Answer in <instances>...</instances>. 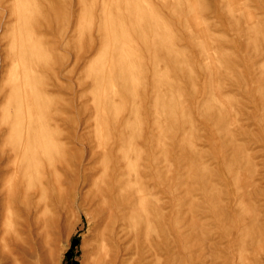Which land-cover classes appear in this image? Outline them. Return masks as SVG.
I'll list each match as a JSON object with an SVG mask.
<instances>
[{"label": "rangeland", "instance_id": "obj_1", "mask_svg": "<svg viewBox=\"0 0 264 264\" xmlns=\"http://www.w3.org/2000/svg\"><path fill=\"white\" fill-rule=\"evenodd\" d=\"M51 1L56 6L50 7L65 10L58 31L62 27L66 36V75L60 95L53 89L50 97V185L44 192L36 185L24 197L16 196L14 183L4 197L11 221L21 226L14 237L5 236L16 239L7 242L6 252L0 241V264H104L100 235L109 229H103L99 210L121 201L129 208L119 213L118 228L107 240L106 264H264V0H132L136 14L125 10L134 5L124 0ZM38 5L40 0H0L2 60L20 27L10 12L42 10ZM107 16L125 18L115 38L96 34L97 28H108ZM52 25L47 41L56 33ZM139 25L146 26L142 34ZM50 49L47 80L54 83L59 54L53 45ZM7 70V62L0 63L1 88ZM98 75L118 89H96ZM110 96L118 97L114 109L125 108L129 115L125 134L131 139L132 178L130 191H114L103 205L111 164L99 147L112 131L105 129L103 112L92 114L93 102ZM5 103L0 95V116ZM91 152L94 162L87 160ZM2 177L5 181L9 173ZM203 246L208 248L200 250Z\"/></svg>", "mask_w": 264, "mask_h": 264}, {"label": "bare ground", "instance_id": "obj_2", "mask_svg": "<svg viewBox=\"0 0 264 264\" xmlns=\"http://www.w3.org/2000/svg\"><path fill=\"white\" fill-rule=\"evenodd\" d=\"M35 1H38V0H35ZM40 1L42 2V5H38V6H41L42 10H37V8H34V11L32 9H18L16 11L10 12L11 14L14 15V18H15L14 19L15 21L13 20L12 23L13 24L19 23L20 27L16 32H14L13 37L11 36L12 34L10 35L12 37L11 41H10L11 37L9 36L10 38H8L6 36V38H8L11 43L9 42L10 43L9 49L7 48L8 53H7V55H5L4 60H2L0 58V63H2L3 61L7 62V68H8L6 75L2 79L3 88H1L2 86L0 87L1 88L0 89V95H2V97L4 98V100L6 102L5 104L7 105V109L6 110L4 109L5 111L1 112L2 114L0 116V138H1L0 139V241L3 242V245H4V246L2 245L3 250H5L4 248H7V246H8L7 242L8 243L10 241L15 242V240H16L15 238H6L5 236L8 235L9 233H12V235L14 237L17 234V229L21 226V223L15 224L11 221V219H12L11 217H13V215L11 216V214H12L11 208L7 205L4 208V206L2 205L4 197H8L9 193L11 191H13L14 183L16 185L15 190H14L16 196L20 193L21 195L23 194V196L25 197V195L27 194V191H29V189L35 188L36 185L40 186V189H42V190L44 189L43 190V192H44L45 188L50 185V175L52 174V173H49L50 167L52 166V160H53V157H52V145H53V142H52V120H51L52 109H51V104H50L51 103L50 97L52 94H54L53 89H56V91L58 93L60 92V90L64 89V84H62V83L64 81V76L66 75V71H65L66 62H65V58L62 56V54L64 52V49L66 48L65 47L66 36L64 34V31L61 30L62 27L59 29L60 31H58V26H59L58 23H61L65 17V12H64L65 10L62 7L63 6L62 4L64 3V5H65V2H62V0L61 1L59 0L61 2V4H59V5H62V6L58 5L59 7L57 6L58 8L55 9V8L50 7V5L52 3L50 4L49 0L48 1L47 0H40ZM124 2L127 5H130L132 3L134 5V7L133 6H131V7L127 6L125 8L126 11H128V12L130 11V12H134V13L136 12L137 8L134 4L135 3L134 1L124 0ZM37 4H35V5H37ZM52 6H54V5L52 4ZM35 7H37V6H35ZM41 7H39V9ZM0 10H4V8L2 6H0ZM92 16L90 15L89 17L91 18ZM246 16H247V14H246ZM127 17H128V15H127ZM5 18H6V16L2 14L1 20L5 19ZM123 19H125V18H122L120 16H118V17H110V16L104 17L103 20L109 24L108 28L106 29V31L102 30L103 28H97L96 34H98V36L102 37V38H104L105 35L110 37V38H111V36L113 38H115L116 34L114 32L117 29L118 23L121 22ZM52 23H54L56 26V28H55L56 33H54L52 41H47L46 38L52 36L51 35L52 30H53ZM107 23H106V25H107ZM2 25L4 26V24H2ZM106 25H105V27H106ZM12 26H13L12 28L15 27L14 25H12ZM60 26H61V24H60ZM9 28H10V25H9ZM145 29H146V26H140L139 25L136 30H138L137 32L142 34L143 32H145ZM4 30H6V29L4 28ZM6 34H8V33L6 32ZM4 44H3V46H4ZM51 45L54 46L55 51L59 54L58 61L55 64L54 69H53L54 76H55L54 83H49L47 80V74L50 71V68L48 66V60L51 56V49H50ZM2 48H4V47H2ZM90 48H89V50H90ZM152 52L154 53V59L156 61L158 50L153 49ZM122 65L124 66V64H122ZM121 71L126 72L127 70L123 69ZM118 73H119V75H121L120 72H118ZM165 76H166V73H165ZM157 77H158V75H157ZM118 78H121V77L119 76ZM124 79H125V77H124ZM108 80H110V79H108V77L106 78L104 75L96 76V78L94 80L95 88L98 89L99 91L106 90L108 88L109 89L112 88L113 83L112 84L109 83ZM120 80L123 81L122 79H119V81ZM125 80H124V82H125ZM124 82H120V83H124ZM117 85H118V83H117ZM113 87H115V86H113ZM119 87H120V85H119ZM126 88L127 87H125V89H123V90H126ZM116 89H118V88H116ZM260 90L261 89H259V91ZM58 95H60V93ZM111 95H112V93H111ZM123 96L119 98L120 101L125 100V98H123ZM116 98L118 99V97H116ZM117 99H113L110 96V98H105V97L104 98H97L96 101L93 102V105H94V107H93L94 111L92 114L93 117H96L99 115L100 112H101V114L103 112V115H102L103 120H105V122H106L105 129L107 131H112L111 136L109 138V141L105 145H103L102 147H99V148H101V156H105L106 154H108L110 156L109 163L111 164V170H110L111 175H110V177H108L109 183L105 187L106 192L109 193L108 194L109 197H106V195H102L101 203H103V205H105V203H107L106 201L109 200L108 198H113L111 195L114 193V191L128 192L131 189L130 183H131V178H132V173H131L132 170H131V172L128 171V167L130 168L129 165H130L131 156L129 154V150H128L129 148H127V145H129V143L131 142V139H130V137H128L129 135L128 136L126 135V134H129V132L126 133V131H128L127 130V127H128L127 123H128L129 115L127 112H125V108L124 109H118V110L114 109V106L116 104H118ZM171 99H172V97H171ZM171 101L173 103V100H171ZM257 104H258V102H257ZM173 106H172V108H174ZM123 107H125V106H123ZM258 107H259V105H258ZM175 113H176V111H175ZM123 114H126V115L124 117H121ZM107 121H109L108 122L109 124L107 123ZM61 122H64V120H61ZM85 123H86V121H85ZM60 130H62V128H60ZM141 140H144V139H141ZM109 142H110V144H109ZM142 148H143V144L140 145V149H142ZM98 149H96V151ZM111 155H112V157H111ZM98 156H100V155H98ZM93 157H94V153L91 152V153H89L87 160L94 162L95 160L93 159ZM62 159H64V158H62ZM141 162H142V159L140 158L139 163H137L138 171H139L138 172L139 190H137V191H138L140 197L142 198L141 195L143 193V185H142L143 175L140 172L145 171V167L143 166V164H141ZM7 163H8L9 167L6 166ZM67 164H64L63 166H65ZM104 166H106V165H104ZM104 166L102 167L103 170L101 169L102 170L101 172H105L106 169L104 170ZM108 166H109V164H108ZM4 167L5 168L8 167L9 169L4 172V170H2ZM131 168H132V166H131ZM98 170L100 171V169H98ZM6 173L7 174L9 173V177H7V179L4 181L2 176ZM103 174H105V173H103ZM59 175L60 174L57 172V170H55L54 176H57L59 178ZM69 176L70 177H68V179H70V181H71L72 179L75 178L76 175L73 174V175H69ZM95 176L96 175H94V177ZM98 176H100V174L96 176L97 179L99 178ZM95 179L96 178H94V180ZM100 179H102V178H100ZM245 179H246V177H245ZM89 180H90V178H89ZM93 185H95V184L93 183ZM134 185L136 186V184H134ZM99 186H100V184H99ZM101 186H102V184H101ZM32 191H33V193H31V194L34 195V190H32ZM236 192H238V191H236ZM15 194H14V197L16 198ZM137 196H138V194H137ZM93 199H94V197L91 200H89V202L90 203L94 202ZM230 199H231V197H230ZM137 204H138V201H137ZM247 204H248V202H247ZM87 205L88 204H86V206ZM138 205H141V204L139 203ZM24 208H25V210H27V207H24ZM126 208H129L128 202L121 201L117 204L114 202H112L111 204H108V205L106 204L105 207H103L102 209L100 208L101 210H99V215H102L104 217L103 229H105V230H107V228L109 229L108 234L105 233V231L101 233V235H100V243L101 244L99 243L101 245V248L99 250L101 251L106 262L110 261L109 250L107 249V247H108L107 240L111 239L114 236V231L118 228V225H117V221L119 219L118 215L121 211H123ZM251 209H253V208L251 207ZM17 211H18V209H17ZM239 211H241V210H239ZM238 221H240V220H238ZM147 223H146V226H147ZM235 226H236V224H235ZM7 228H8V231H7ZM147 228H148V226L146 227V229ZM144 231H146V230H144ZM18 234H19V232H18ZM97 236H99V235H97ZM146 238H148V236ZM21 240L19 242H21ZM19 244H21V243H19ZM180 245H181V249H185L184 241L181 240ZM15 246H16V244H15ZM203 248L207 249L208 247L203 246V247H201L200 250H203ZM3 252H6V250ZM230 252H233V251H230ZM189 253L193 254L194 252L190 251ZM6 254H8V253H6ZM13 254L15 255L16 253H13ZM252 255H253V253H252ZM193 256H195V255L193 254ZM7 257H8V255H7ZM223 257H224V255H223ZM14 259H17V257H14ZM105 260L103 262H105ZM227 260H230V259H227ZM16 261H19V259H17ZM106 262L104 264H106ZM183 264H184V262H183ZM203 264H206V263H203Z\"/></svg>", "mask_w": 264, "mask_h": 264}]
</instances>
